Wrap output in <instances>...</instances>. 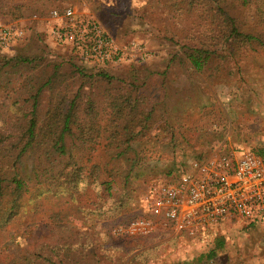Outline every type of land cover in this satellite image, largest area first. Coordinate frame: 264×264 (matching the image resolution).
<instances>
[{"label": "rangeland", "instance_id": "rangeland-1", "mask_svg": "<svg viewBox=\"0 0 264 264\" xmlns=\"http://www.w3.org/2000/svg\"><path fill=\"white\" fill-rule=\"evenodd\" d=\"M65 5L95 15L120 42L135 40L151 52L146 61L137 63L138 69H134L139 70L137 72L124 73L132 69L126 64L109 68L114 74V86L126 83L125 79L135 82L139 78L137 83L141 93L147 94L149 98L160 99V108L171 113L168 120L178 117L183 122L178 121L181 127L176 125L175 130L190 141L180 146L179 138L174 147L175 153H172L169 142L171 128L165 127L164 118L155 124L152 136H156L143 146L155 152L166 147V144L168 147L162 155H151L149 159L152 163L157 161L168 168L175 166L179 169L193 160V148L205 146L208 156L212 143L216 141L220 142L221 150L240 147L264 150V48L256 51L245 49L234 59H224L219 57L223 47H218L217 55L211 56L199 71L179 63L167 67L169 61L178 62V56L183 55L185 46L196 44V40L189 41L187 36L193 28L194 13L189 12L186 6L177 9L170 4H159L157 0H51L47 7L39 8L37 12L32 3H25L22 17L18 19L0 15V27H18L24 34L11 46L0 49V57L29 55L42 59L36 67L25 66L19 73L11 72L7 66L0 70V122L4 120L9 123L15 120L16 115L25 114L33 100L28 98L29 94L55 70H58V80L66 85L64 88L69 96L82 88L83 104L94 99L98 108L102 109L105 105L100 102L105 85L97 75H79L73 64L90 68L88 71H92L91 66L80 62L65 48L46 37L48 12ZM228 10L241 28L256 30L253 11L249 6L229 3ZM56 96V90L44 87L37 107L41 122ZM187 108H190L189 112L184 111ZM188 129L194 131L188 133ZM107 156L106 151L97 147L92 153L90 164L94 161L103 162ZM22 162L24 169L31 165L30 157L24 158ZM161 177L159 173L155 177L140 178L133 200L119 216L128 218L139 213L140 199L146 186ZM97 192L87 187L81 197V204L88 206L91 200L97 202L99 196H103L102 190L98 192L100 195ZM24 202L17 212L14 211L13 219L0 231V263L8 262L18 252L27 253L42 243L51 242L53 237L45 227L50 208L60 211L67 229L88 231V226H94L95 239L103 246L111 242L112 223L109 219L92 223L90 218L68 201L61 204H54L53 200L52 203L43 202L41 208L44 213L36 212L35 204H28V200ZM215 236H222V248L216 251L214 258L196 261L195 256L213 248ZM168 238L171 239L166 242L144 240L132 253H141L145 260L143 264H264V222L250 224L231 219L220 224L213 233L199 239L184 234H171ZM70 256L82 260L80 249L72 250ZM128 259L125 258L124 264L128 263Z\"/></svg>", "mask_w": 264, "mask_h": 264}, {"label": "trees", "instance_id": "trees-1", "mask_svg": "<svg viewBox=\"0 0 264 264\" xmlns=\"http://www.w3.org/2000/svg\"><path fill=\"white\" fill-rule=\"evenodd\" d=\"M25 3H32L37 12V9L47 7L51 0H0V15L21 18ZM157 3L170 4L177 9L186 6L189 12L194 13L193 28L187 36L189 41L196 40V44L185 46L183 55L178 56V62L169 61L167 67L179 63L199 71L211 56L217 55L218 47H223L219 57L224 59H234L245 49L256 51L264 48V0H157ZM229 3L250 7L255 19V31L240 27L228 10ZM39 60L42 61L29 55L0 57V64H3L0 70L7 66L11 72L19 73L25 66L36 67ZM137 65L131 63L132 69L124 73L139 71L134 70L138 69ZM73 66L79 75H97L105 85L100 100L105 105L102 109L98 108L94 99L83 104L82 88L69 96L64 88L66 85L58 80V70H55L29 94L28 98L33 100L25 114L16 115L15 120L9 123L4 120L0 122V231L13 219L14 211L21 208L24 200H28V204H35L36 212L40 213H44L41 208L43 202L52 203L53 200L54 204H61L68 201L90 218L92 223L109 219L111 227L124 225L138 217L153 218L141 213L140 209L134 216H119L133 200L140 178L155 177L159 173L167 177L176 170L175 166L168 168L163 163H152L149 159L153 154L162 155L167 144L156 152L146 150L143 144L156 136H152V131L162 118L165 127L171 128L169 142L172 153H175L174 147L179 138L180 146L190 141L175 130V126L181 127L183 122L178 117L168 120L171 113L160 108V99L149 98L146 94L150 99L148 102L137 83L139 78L135 82L125 79L127 84L117 87L113 85L114 74L110 72L109 65L91 67L92 71L84 66ZM44 87L56 90L57 96L41 122L37 107ZM188 109L184 111L189 112ZM188 130V133L194 131ZM97 147L106 151L107 160L90 164L92 153ZM252 151L264 159L263 149ZM207 153L205 146L195 147L191 151L193 160L198 161L204 159ZM26 157H30L31 165L24 169L22 161ZM87 187L103 192L97 202L91 200L88 206L80 202ZM45 227L53 237L51 242L42 243L27 253L18 252L8 262L0 264H124L125 258H129L127 264H143V255L132 252L144 240L166 242L171 239L168 238L171 234H184L196 239L202 237L174 233L170 228L159 227L146 236L110 233L111 242L103 246L94 238V226H88V231L67 229L60 211L54 208L49 210ZM223 244L222 236H215L213 248L195 256V260L200 262L203 258H214ZM77 249L82 253L80 261L70 256V252Z\"/></svg>", "mask_w": 264, "mask_h": 264}, {"label": "built area", "instance_id": "built-area-1", "mask_svg": "<svg viewBox=\"0 0 264 264\" xmlns=\"http://www.w3.org/2000/svg\"><path fill=\"white\" fill-rule=\"evenodd\" d=\"M46 37L91 67L143 63L151 52L132 40L120 42L95 16L71 5L52 9ZM14 26L0 27V49L23 37ZM213 142L208 156L151 181L141 198V213L124 225L112 226L120 236H146L157 228L204 236L227 220L264 222V159L250 148L221 150Z\"/></svg>", "mask_w": 264, "mask_h": 264}, {"label": "crops", "instance_id": "crops-1", "mask_svg": "<svg viewBox=\"0 0 264 264\" xmlns=\"http://www.w3.org/2000/svg\"><path fill=\"white\" fill-rule=\"evenodd\" d=\"M47 31V30H46Z\"/></svg>", "mask_w": 264, "mask_h": 264}]
</instances>
